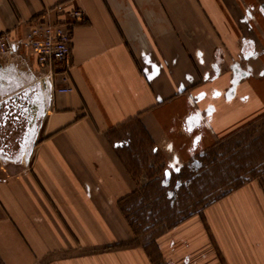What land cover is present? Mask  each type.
<instances>
[{"label": "crops", "instance_id": "crops-1", "mask_svg": "<svg viewBox=\"0 0 264 264\" xmlns=\"http://www.w3.org/2000/svg\"><path fill=\"white\" fill-rule=\"evenodd\" d=\"M263 3L0 0V36L16 41L35 22L84 15L72 93L45 98L28 52L0 63L3 85L36 86L45 106L31 148L0 158V264H155L148 247L118 246L132 240L124 209L178 191L190 162L264 120ZM260 178L164 233L157 245L169 243L171 263L264 264Z\"/></svg>", "mask_w": 264, "mask_h": 264}, {"label": "rangeland", "instance_id": "rangeland-1", "mask_svg": "<svg viewBox=\"0 0 264 264\" xmlns=\"http://www.w3.org/2000/svg\"><path fill=\"white\" fill-rule=\"evenodd\" d=\"M15 60H18L17 57ZM2 62L8 64L14 61L6 58L0 50V63ZM218 144V150L214 153L215 164L208 165L202 176L190 185L173 191L172 198H169L166 189L146 193L144 196L140 195L142 202L137 210L124 209L132 240L122 242L119 247H148V253L155 264H173L171 262L174 257L168 249L169 243L164 249L157 245V241L164 233L200 214L206 206L236 187L264 176V120L250 124L225 142ZM175 182L174 177L171 189L174 188ZM170 244L172 246L174 242ZM191 252L186 251L188 254ZM188 256L184 255L179 264L189 263ZM192 261L194 262L193 259Z\"/></svg>", "mask_w": 264, "mask_h": 264}, {"label": "built area", "instance_id": "built-area-1", "mask_svg": "<svg viewBox=\"0 0 264 264\" xmlns=\"http://www.w3.org/2000/svg\"><path fill=\"white\" fill-rule=\"evenodd\" d=\"M83 19L81 11H73L69 14V21L64 24L35 22L30 24L25 37L19 41L13 40L8 34H2L0 50L6 58L13 61L18 57L19 50L32 54L39 66L36 83L43 92L72 93L68 62L72 53L74 27ZM58 76L61 77L63 84L59 88L56 86Z\"/></svg>", "mask_w": 264, "mask_h": 264}, {"label": "flooded vegetation", "instance_id": "flooded-vegetation-1", "mask_svg": "<svg viewBox=\"0 0 264 264\" xmlns=\"http://www.w3.org/2000/svg\"><path fill=\"white\" fill-rule=\"evenodd\" d=\"M245 45L250 48V42ZM39 92L36 86L22 89L0 82V158L18 159L33 145L45 113Z\"/></svg>", "mask_w": 264, "mask_h": 264}, {"label": "trees", "instance_id": "trees-1", "mask_svg": "<svg viewBox=\"0 0 264 264\" xmlns=\"http://www.w3.org/2000/svg\"><path fill=\"white\" fill-rule=\"evenodd\" d=\"M218 145L219 144H216L215 146H213L209 150L203 152L199 157H197L195 160L190 162L189 165L186 166V168L184 169L185 173H183V174H185L184 176L186 178H183L181 176V179H180V181H182L184 183L187 182L184 185H186V186L190 185L195 179L200 178L202 176V173L208 169V165L215 164L216 155L214 153L217 152ZM239 187H241V186H238L235 189H238ZM177 189H178V187H177ZM228 194H229V192L226 193L221 198L225 197ZM172 197H173V194L169 193V198H172Z\"/></svg>", "mask_w": 264, "mask_h": 264}, {"label": "snow or ice", "instance_id": "snow-or-ice-1", "mask_svg": "<svg viewBox=\"0 0 264 264\" xmlns=\"http://www.w3.org/2000/svg\"><path fill=\"white\" fill-rule=\"evenodd\" d=\"M261 11H264V8H262ZM2 77H3V74L0 73V78H2ZM149 79H151V77H149ZM217 95H218V93H217ZM201 96H203V94H201ZM189 119L191 120L192 118H189ZM189 131H191V128H189ZM197 139H199V138H197ZM173 167H174V165H173ZM175 170L179 171V168H176ZM165 175H170V173L166 172Z\"/></svg>", "mask_w": 264, "mask_h": 264}, {"label": "water", "instance_id": "water-1", "mask_svg": "<svg viewBox=\"0 0 264 264\" xmlns=\"http://www.w3.org/2000/svg\"><path fill=\"white\" fill-rule=\"evenodd\" d=\"M32 87H33V86H32ZM49 97H50V91L45 93V98L48 99Z\"/></svg>", "mask_w": 264, "mask_h": 264}]
</instances>
